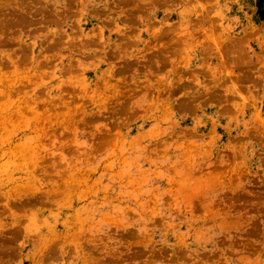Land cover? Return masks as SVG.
<instances>
[{"label": "rangeland", "instance_id": "obj_1", "mask_svg": "<svg viewBox=\"0 0 264 264\" xmlns=\"http://www.w3.org/2000/svg\"><path fill=\"white\" fill-rule=\"evenodd\" d=\"M255 13L0 0V264H264Z\"/></svg>", "mask_w": 264, "mask_h": 264}, {"label": "trees", "instance_id": "obj_2", "mask_svg": "<svg viewBox=\"0 0 264 264\" xmlns=\"http://www.w3.org/2000/svg\"><path fill=\"white\" fill-rule=\"evenodd\" d=\"M256 6V18L258 20H264V0H255Z\"/></svg>", "mask_w": 264, "mask_h": 264}, {"label": "bare ground", "instance_id": "obj_3", "mask_svg": "<svg viewBox=\"0 0 264 264\" xmlns=\"http://www.w3.org/2000/svg\"><path fill=\"white\" fill-rule=\"evenodd\" d=\"M263 29V28H262ZM255 115V114H254ZM121 174V173H120Z\"/></svg>", "mask_w": 264, "mask_h": 264}]
</instances>
